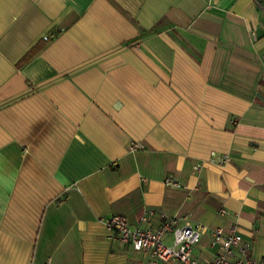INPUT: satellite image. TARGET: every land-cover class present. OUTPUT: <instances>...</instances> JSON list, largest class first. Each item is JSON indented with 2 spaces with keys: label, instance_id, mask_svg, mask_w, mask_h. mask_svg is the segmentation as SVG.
Listing matches in <instances>:
<instances>
[{
  "label": "crops",
  "instance_id": "1",
  "mask_svg": "<svg viewBox=\"0 0 264 264\" xmlns=\"http://www.w3.org/2000/svg\"><path fill=\"white\" fill-rule=\"evenodd\" d=\"M160 213L264 257V9L0 0V264H148L105 220Z\"/></svg>",
  "mask_w": 264,
  "mask_h": 264
},
{
  "label": "built area",
  "instance_id": "2",
  "mask_svg": "<svg viewBox=\"0 0 264 264\" xmlns=\"http://www.w3.org/2000/svg\"><path fill=\"white\" fill-rule=\"evenodd\" d=\"M254 4L259 9H264V0H254ZM48 39L49 36L44 37V40ZM130 148L135 150L137 147ZM228 161L229 157L225 156L212 162L222 165ZM201 169V165L195 167L197 172H201ZM164 183L169 188L184 187L172 176H168ZM154 213V210L146 211L140 217V222L149 223ZM160 215L163 219L154 228L131 227L128 220L122 216L110 217L105 220V224L119 245H128L136 252L148 254V264H166L169 261H176L178 264H264V257L258 259L249 257V246L243 243V238L234 225L212 229L211 243L217 251L211 260L200 262L194 257L193 250L200 243L206 228L201 224H192L187 219L180 225L178 217H168L164 213ZM219 215L224 217L227 211L221 209ZM169 235L172 236L170 244L166 242ZM236 254L238 257H235Z\"/></svg>",
  "mask_w": 264,
  "mask_h": 264
}]
</instances>
